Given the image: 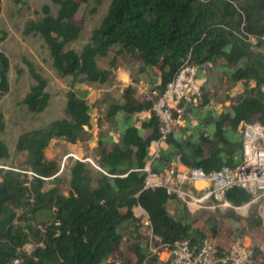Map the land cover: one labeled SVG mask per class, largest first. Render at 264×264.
Masks as SVG:
<instances>
[{"label":"trees","instance_id":"1","mask_svg":"<svg viewBox=\"0 0 264 264\" xmlns=\"http://www.w3.org/2000/svg\"><path fill=\"white\" fill-rule=\"evenodd\" d=\"M87 1L53 0L57 13L45 5L42 18L25 28L26 33L40 34L54 69L71 82L65 117L21 133L12 152L0 138V159L9 160L0 167V264L17 258L22 264H171L150 250L134 214L137 205L150 216L156 246L182 239L199 245L208 239L224 258L235 241L248 236L252 264H264L261 216L254 206L247 215L234 208L251 200L246 190L235 187L227 192L232 207L193 213L164 187H144L143 168L149 145L159 136L160 121L155 115L139 117L152 101L139 92L138 79L133 78L134 83L123 89L122 100L110 107L115 128L107 140L113 144L107 148L99 140V169L76 160L67 181L60 175V163L46 154L54 139L76 143L93 138L88 90L77 85L108 81L112 71L101 69L97 58L119 45L118 54L140 61L142 68H158L154 86L158 92L189 55L197 66L225 60L231 80L242 81L243 92L228 94L230 106L210 110L209 118L188 117L185 125L175 126L162 143L153 170L181 163L209 173L237 165L243 156L240 123L264 124V0H112L99 26L77 50L70 44L81 36L84 25L78 13ZM9 69V57L0 51V97L10 88ZM29 72L35 83L24 103L30 111L41 112L50 102L48 82L32 65ZM208 103L204 91L196 108ZM5 128L0 114V133ZM27 244L33 246L31 251Z\"/></svg>","mask_w":264,"mask_h":264},{"label":"rangeland","instance_id":"2","mask_svg":"<svg viewBox=\"0 0 264 264\" xmlns=\"http://www.w3.org/2000/svg\"><path fill=\"white\" fill-rule=\"evenodd\" d=\"M111 1L88 0L81 6L78 17L82 19L84 28L80 38L70 44L71 47L77 50L82 48L90 38L93 29L99 26L106 15ZM45 5L50 6L53 14L57 13L58 5L53 0H26L24 4H19L17 0H1L0 37L2 38L0 51H3L10 60V88L6 94L0 97V114L4 116L6 122V128L0 133V138L6 142L11 152L14 150L16 141L21 133L44 127L55 119L65 117L66 93L70 89L71 78L59 74L54 69L49 49L40 34L25 32L28 22L42 18ZM119 48V45H115L106 56L97 58L98 66L101 69H110L112 71L108 81L103 83L82 82L77 85L78 88L88 90L87 100L92 106L91 113L94 124L89 131L95 133L94 137L90 141L76 143L54 139L47 148V156L60 163V175L65 177L67 181L70 180V167L76 160L87 161L95 169H99L96 163L99 140L102 139L103 145L107 148L113 144L107 140L109 133L115 128V120L109 114V111L112 104L122 100L124 89L123 81L117 77V70L119 67L129 64L128 59L124 60V55L118 54ZM113 61L116 62V67H112ZM30 65L42 74L48 82L47 91L50 93V102L41 112L30 111L24 103L26 94L35 83L29 72ZM131 76L140 80L133 73ZM221 84L219 88H215V93L211 95L218 102L227 100L228 94L237 96L244 90L242 81H232L229 74L224 75ZM252 84L254 83L252 82ZM154 89V87H149L150 91ZM210 110L212 108L209 105L201 109L197 119L209 118ZM8 162L9 160L7 159H0V167L5 166L4 164ZM261 204H264V201L259 200L234 208L239 213L247 215L251 207H256L264 224V213L260 210ZM143 232L148 238V229L143 228ZM32 248L31 244L26 245V250L31 251ZM166 252L165 250H160L159 254L166 258Z\"/></svg>","mask_w":264,"mask_h":264},{"label":"built area","instance_id":"3","mask_svg":"<svg viewBox=\"0 0 264 264\" xmlns=\"http://www.w3.org/2000/svg\"><path fill=\"white\" fill-rule=\"evenodd\" d=\"M248 37L253 40L250 35ZM197 72L198 66L189 55L162 92L156 89L150 91L144 81L137 83L143 97L147 100L151 98L152 101V107L139 112V117L148 118L155 115L160 121L159 136L151 141L148 159L143 168L146 172L144 187H164L168 193L179 196L193 213L204 208L225 210L232 207L226 199V194L235 187L242 188L251 195L248 204L264 201V124L259 121L240 123L243 156L235 166L223 165L209 173L201 168L187 166L181 169L171 166L161 171L153 170V162L161 155L162 143L175 126L186 124L190 108L198 107L204 100V91L196 81ZM200 182L205 184L201 189L197 187ZM260 210L264 213V204L260 205ZM134 214L142 227L148 229L152 253L167 251L171 264H217L220 261L227 264H252L253 248L248 237L235 241L224 258L218 256L216 248L208 239L199 245H192L188 240L182 239L172 245L156 246L153 243L154 234L148 212L141 205H137L134 207ZM9 264L22 263L17 258Z\"/></svg>","mask_w":264,"mask_h":264},{"label":"crops","instance_id":"4","mask_svg":"<svg viewBox=\"0 0 264 264\" xmlns=\"http://www.w3.org/2000/svg\"><path fill=\"white\" fill-rule=\"evenodd\" d=\"M124 56H125L124 60L128 59L129 64H125V66L119 67L117 70L119 73V74L117 73V77L123 81L124 88L134 83L133 77L131 76L132 73L137 75L136 77L140 79L138 82L145 81L149 87L153 88L155 86V83H157L159 79L158 68L156 66L142 68L143 66L140 61L134 60L127 55ZM227 74L231 75V68L230 66L226 65L225 60L222 58H217L215 61H207L202 65L198 66V72L196 77L197 82L202 87V89L208 94V99H209L208 105L214 111H220L222 108L230 106L229 100H225L224 102H218L211 97V95L215 93V88L217 89L222 85L221 84L222 78L224 77V75L226 76ZM200 112H201L200 108L191 107L189 118L192 120L196 119V117L199 116ZM92 134L94 137L95 133ZM177 167L178 169H181L184 167V165L178 163ZM204 186L205 184L202 182L197 184V187L199 189L203 188ZM248 240L251 241L249 237ZM166 255H167L166 258H164V256H160L161 259H168L169 253L166 252Z\"/></svg>","mask_w":264,"mask_h":264}]
</instances>
